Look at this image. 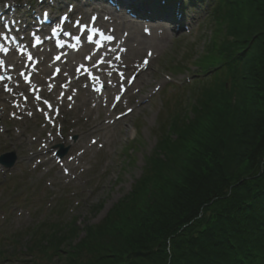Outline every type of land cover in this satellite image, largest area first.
I'll return each instance as SVG.
<instances>
[{
    "label": "trees",
    "instance_id": "16d2710c",
    "mask_svg": "<svg viewBox=\"0 0 264 264\" xmlns=\"http://www.w3.org/2000/svg\"><path fill=\"white\" fill-rule=\"evenodd\" d=\"M209 6L230 40L197 64L206 78L189 88L202 92L194 118L172 114L162 136L169 128L175 139L157 144L163 160L148 159L131 193L84 241L71 245L74 223L66 234L53 224L32 233L29 253L61 259L69 244L67 264H264V0Z\"/></svg>",
    "mask_w": 264,
    "mask_h": 264
},
{
    "label": "rangeland",
    "instance_id": "374dc122",
    "mask_svg": "<svg viewBox=\"0 0 264 264\" xmlns=\"http://www.w3.org/2000/svg\"><path fill=\"white\" fill-rule=\"evenodd\" d=\"M13 1L39 5L37 0ZM64 1L72 3L74 0ZM209 1L205 0L203 7L186 9V30L168 22L146 24L144 27L137 22L141 35L144 34L142 28L151 29L147 36L165 32L166 43L154 52L148 70L143 77H137L115 111L111 102L95 97L89 104L92 114L86 116L83 107H79V99L68 103L70 99L62 97L61 91L57 90L45 97L57 102L50 104L59 110L58 115L56 108L53 113L57 119L53 123L55 128H52L46 126L45 118L37 112L36 106L33 112L28 110L19 116L12 103L19 105L22 101L5 100L8 95L2 92L1 87L0 106L4 113L0 118V156L15 152L18 162L10 171L0 167V240H4L0 242V264H31L35 255L41 264H67L69 244L61 245V259L46 258L48 252L39 248L29 253L32 233H42L53 224H59L64 229L60 234H66L69 225L74 223L78 234L71 245L79 244L87 238L89 227L100 225L131 193L142 177L148 159H162L160 155L162 157L163 154L159 153L157 144L164 137L171 141L175 139L169 128L162 136L172 114L183 112L187 121L194 118L191 107L202 92L192 90L190 93L189 88L196 79L201 82L206 78L197 69V64L206 52L216 53L215 43L220 44L225 37L230 40L209 19ZM97 4H86L84 8L92 12L100 8ZM154 6L158 5H152V12L160 13ZM127 35L118 34L121 40ZM147 50H143L137 63L146 58ZM122 67L132 72L128 65ZM50 73L49 68L47 77ZM72 73L73 70L62 75L59 83L70 81ZM88 90L80 82V94ZM27 93L28 88L23 94L27 97ZM60 98L68 101L66 105H61ZM128 110L132 113L117 119ZM88 123L94 124L95 129L87 130ZM94 141L98 142L93 144ZM59 145L67 150L64 156H55ZM42 245L47 246L44 241Z\"/></svg>",
    "mask_w": 264,
    "mask_h": 264
},
{
    "label": "bare ground",
    "instance_id": "6f19581e",
    "mask_svg": "<svg viewBox=\"0 0 264 264\" xmlns=\"http://www.w3.org/2000/svg\"><path fill=\"white\" fill-rule=\"evenodd\" d=\"M124 6H127L128 8H133L132 7V3H134L135 5H139L140 4V9L143 10V6L141 2H136L134 0H132V3L129 2L130 0H120ZM101 4H105L104 1H100ZM124 18H127L126 16H124ZM124 23L123 22H119L117 21L116 23V33L118 31L122 32V33H128L127 37L125 38V40L121 43V45L119 46V48H127V52L124 53L123 55V61L120 63L122 65H128V67L131 69H134L133 65L134 63H136L138 61V58L142 55L143 50L148 48V51H153L154 52H158L166 43V34L164 33H154V35L148 37L145 34L141 35L139 33L140 27L139 25H137L135 22L131 21V20H127L124 19ZM145 28H142V31ZM134 42V44L132 43ZM120 52V51H119ZM42 61L41 64L38 67V71L40 72L38 74V76H36V82L37 83H43L44 79L42 78L44 76V74H46L49 70V64H50V60L48 58V54L43 53L41 55ZM101 58V56H99V59ZM154 57H152L153 60ZM74 61L76 63L79 62H83L85 61V59L80 56V55H72L70 56V58L64 62L61 63V66L63 67V72L64 73H68L71 66V62ZM111 63V62H110ZM119 63H116L114 65H117ZM103 66V65H102ZM104 67V66H103ZM145 71L143 68L140 69V74L139 77H143L145 74ZM22 88H25L24 86H22ZM23 90V89H22ZM113 88H109L106 87V102L110 103L109 100L111 92L113 91ZM78 97L77 99H79L80 105L79 107H83V112L86 116H91L92 111L91 108L89 107V104L91 102V100L93 99V94L90 93L89 91H84L83 94H80V92H78ZM82 93V92H81ZM94 99H96L94 97ZM87 108V109H86ZM94 124L92 123H88V127L86 128L87 130H94L95 128H93ZM99 126V125H98ZM96 127V126H95Z\"/></svg>",
    "mask_w": 264,
    "mask_h": 264
},
{
    "label": "snow or ice",
    "instance_id": "6c2138e0",
    "mask_svg": "<svg viewBox=\"0 0 264 264\" xmlns=\"http://www.w3.org/2000/svg\"><path fill=\"white\" fill-rule=\"evenodd\" d=\"M5 27H7V26H5ZM85 35H87V33H85ZM105 38L108 39V40H112V39H113V37H105ZM77 39H79V38L77 37ZM39 43H40V41H39V39H37V44H39ZM0 51H5V52H6L7 49H4L2 46H0ZM148 55H151V53H148ZM28 59H29V60L32 59L31 55H29ZM60 59H61L60 56H57V57H56V60H60ZM85 59L92 60L94 66L96 65V61L94 60V58H93L92 56H87V57H85ZM99 63H104L103 58L100 59ZM144 63L146 64L147 61H144ZM3 64H4V62H3V61H0V66H2ZM81 68H83V65H81L80 67H78V68L76 69V71L79 72V71L81 70ZM84 70H85V71H88L87 69H84ZM59 71H60V70L57 69V73H59ZM21 75H24V74L21 73ZM89 75L91 76V73H89ZM109 75H110V74H109ZM3 79H4V77H0V80H3ZM93 79H95L96 81H98V80H99V77H93ZM109 83H110V81H109ZM87 86H88V85H85V87H87ZM61 87H67V85H61ZM5 88L7 89V85H5ZM49 88H51V86H49ZM102 88H103V85H101L100 87L94 88V90H95V91H100ZM71 98H72L71 96L68 97V99H71ZM36 99H37V100H40L41 97H40V96H37ZM116 99L119 100L120 97L117 96ZM44 103L47 104L49 108H52V107H53V106H52L47 100H44ZM56 112H57V115H58V114H59V110L57 109ZM29 115H31V113H29Z\"/></svg>",
    "mask_w": 264,
    "mask_h": 264
},
{
    "label": "water",
    "instance_id": "95a60500",
    "mask_svg": "<svg viewBox=\"0 0 264 264\" xmlns=\"http://www.w3.org/2000/svg\"><path fill=\"white\" fill-rule=\"evenodd\" d=\"M16 161H17V156L14 153L0 157V163L8 169H11Z\"/></svg>",
    "mask_w": 264,
    "mask_h": 264
}]
</instances>
